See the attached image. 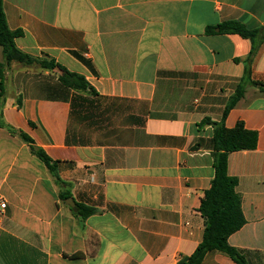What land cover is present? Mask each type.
I'll list each match as a JSON object with an SVG mask.
<instances>
[{
    "label": "crops",
    "instance_id": "1",
    "mask_svg": "<svg viewBox=\"0 0 264 264\" xmlns=\"http://www.w3.org/2000/svg\"><path fill=\"white\" fill-rule=\"evenodd\" d=\"M3 10L23 32L20 51L93 92L56 68L6 67L0 264H184L203 240L209 141L216 124L238 122L258 142L228 156L246 220L228 242L264 264V0H3ZM231 21L257 32H222ZM80 205L96 212L83 218ZM201 264L237 263L211 251Z\"/></svg>",
    "mask_w": 264,
    "mask_h": 264
},
{
    "label": "trees",
    "instance_id": "2",
    "mask_svg": "<svg viewBox=\"0 0 264 264\" xmlns=\"http://www.w3.org/2000/svg\"><path fill=\"white\" fill-rule=\"evenodd\" d=\"M225 33H236L243 37H252L257 31L248 30L239 21H231L220 26ZM211 32V29L208 30ZM23 34L21 30L12 31L7 24L3 10V0H0V48L3 52V62H0V110L2 98L5 94L6 67L17 61L25 65L38 64L44 69L53 70L58 67L63 73L61 81L68 87L76 90L90 89L82 75L69 72L54 59L35 58L20 51L15 44V39ZM243 95L240 90L225 109V114L235 105ZM22 138L29 143L35 154L46 164L51 172L56 174L55 165L51 159L41 150L37 149L31 138L21 134ZM258 136L254 131L245 128L242 122H238L234 128H226L216 124L214 137L209 141L213 150L215 176L210 188L205 192L201 201L200 212L205 220V230L202 242L195 252L184 264H201L205 255L211 251L226 254L237 264H250L242 251L232 247L228 239L240 230L246 223L242 211V198L237 191L238 179L228 174V156L232 152L241 150H254L257 147ZM202 145L199 141L196 147ZM83 218L94 214L96 211L87 206H78Z\"/></svg>",
    "mask_w": 264,
    "mask_h": 264
},
{
    "label": "built area",
    "instance_id": "3",
    "mask_svg": "<svg viewBox=\"0 0 264 264\" xmlns=\"http://www.w3.org/2000/svg\"><path fill=\"white\" fill-rule=\"evenodd\" d=\"M7 209V202L2 194H0V224L3 219V216Z\"/></svg>",
    "mask_w": 264,
    "mask_h": 264
},
{
    "label": "water",
    "instance_id": "4",
    "mask_svg": "<svg viewBox=\"0 0 264 264\" xmlns=\"http://www.w3.org/2000/svg\"><path fill=\"white\" fill-rule=\"evenodd\" d=\"M56 70L58 71V72H60L61 74L63 73L58 67H56ZM73 204V203H72Z\"/></svg>",
    "mask_w": 264,
    "mask_h": 264
}]
</instances>
